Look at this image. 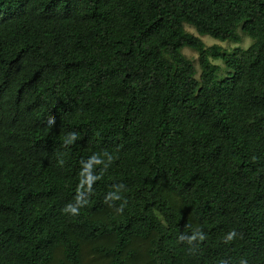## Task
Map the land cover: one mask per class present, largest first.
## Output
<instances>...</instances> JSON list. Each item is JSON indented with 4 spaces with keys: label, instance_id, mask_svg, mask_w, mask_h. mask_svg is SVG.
<instances>
[{
    "label": "trees",
    "instance_id": "obj_1",
    "mask_svg": "<svg viewBox=\"0 0 264 264\" xmlns=\"http://www.w3.org/2000/svg\"><path fill=\"white\" fill-rule=\"evenodd\" d=\"M0 264H264V0H0Z\"/></svg>",
    "mask_w": 264,
    "mask_h": 264
},
{
    "label": "rangeland",
    "instance_id": "obj_2",
    "mask_svg": "<svg viewBox=\"0 0 264 264\" xmlns=\"http://www.w3.org/2000/svg\"><path fill=\"white\" fill-rule=\"evenodd\" d=\"M184 28L188 32H191V33H194V34L196 33L195 30L191 26H189L187 24L184 25ZM239 34H241L240 30H239ZM199 37H201V39L203 40V42L206 45H211V44H214V43H221V46H223L226 49H232L234 46L239 45V44L242 45L243 47H245V46H247V44L249 43V40H250V39L242 36V34H241L242 41L240 43H237V44H234L233 42H230V41L221 42V41L216 40V39H214V38H212V37H210L208 35H201ZM182 53L192 60L194 66L197 69L196 76H198V73L200 71L199 70V66H198V53L195 50H193L191 48H188V47H184L182 49ZM215 62H217V64H219L222 67L221 68V72L222 73L221 74L219 73V74L220 75H224L225 70H224L223 63L221 61H215Z\"/></svg>",
    "mask_w": 264,
    "mask_h": 264
},
{
    "label": "clouds",
    "instance_id": "obj_3",
    "mask_svg": "<svg viewBox=\"0 0 264 264\" xmlns=\"http://www.w3.org/2000/svg\"><path fill=\"white\" fill-rule=\"evenodd\" d=\"M233 236H235V231H233L232 233H230L229 239H231Z\"/></svg>",
    "mask_w": 264,
    "mask_h": 264
}]
</instances>
